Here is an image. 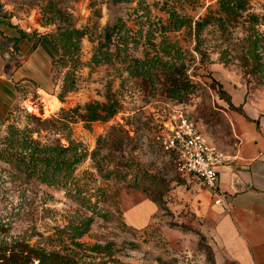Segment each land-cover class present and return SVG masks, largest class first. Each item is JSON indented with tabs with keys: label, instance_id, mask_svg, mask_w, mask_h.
Wrapping results in <instances>:
<instances>
[{
	"label": "rangeland",
	"instance_id": "374dc122",
	"mask_svg": "<svg viewBox=\"0 0 264 264\" xmlns=\"http://www.w3.org/2000/svg\"><path fill=\"white\" fill-rule=\"evenodd\" d=\"M218 2L0 0V17L17 22L33 16L36 28H47L58 40L69 28L84 32L79 42L74 41L77 51L52 66L48 95L60 107L46 115L48 96L24 85L10 123L0 130V148L9 127L37 129L32 116L60 118L62 110L104 103L109 95L121 106L109 122L86 123L78 118L70 125V138L87 156L68 188L16 180L0 160V240L33 232L50 234L90 219L91 229L77 248L83 264H221L214 238L217 218L209 216L216 204L213 200L205 207V186L181 174L175 155L163 144V134L182 118L193 121L205 135L212 131L215 137L227 138L220 111L228 105L225 86L244 87L253 103L264 106V74L254 73L253 61L247 65L242 60L250 36L264 43V0L251 1L231 38L226 39L216 21L197 37L196 22L217 15ZM172 11L188 18L192 26L172 31ZM251 14L259 19L256 30ZM67 135L42 132L41 139L61 138L68 144ZM99 145L102 172L92 157ZM134 185L141 189H133ZM124 191H142L157 200L158 210L145 228L143 223L150 221L145 218L133 222L134 227L125 222L120 205ZM124 202L134 206L129 217L149 216L137 196ZM98 244H110L113 256L94 250Z\"/></svg>",
	"mask_w": 264,
	"mask_h": 264
},
{
	"label": "crops",
	"instance_id": "0c3cea01",
	"mask_svg": "<svg viewBox=\"0 0 264 264\" xmlns=\"http://www.w3.org/2000/svg\"><path fill=\"white\" fill-rule=\"evenodd\" d=\"M32 17L17 22L15 18L0 17V130L10 123L24 85L33 86L40 96L52 89V66L59 51L48 29L36 28ZM224 91L228 105L220 111L228 137H215L212 131L206 135L223 158L217 172L226 200L209 209V216L217 218L214 226L217 257L221 264H264V106L253 103L244 87L225 86ZM131 195L138 197L140 205L149 212L148 217L128 216L134 206L124 200ZM203 204L205 207L214 204L207 189ZM120 205L128 225L144 218L150 220L143 223L144 227L140 225L143 228L158 210V205L142 191L122 192Z\"/></svg>",
	"mask_w": 264,
	"mask_h": 264
},
{
	"label": "trees",
	"instance_id": "16d2710c",
	"mask_svg": "<svg viewBox=\"0 0 264 264\" xmlns=\"http://www.w3.org/2000/svg\"><path fill=\"white\" fill-rule=\"evenodd\" d=\"M251 1L219 0L217 15L208 14L196 22L197 37L209 23L216 21L226 39L231 38L232 28L239 24L240 18L249 11ZM249 19L256 30V26L260 24L258 17L251 14ZM188 25L192 26L188 18L177 16L173 11L170 12L169 28L172 31H179ZM83 37L84 32L75 28L65 30L61 34L62 40L51 37L59 51L57 60L63 59L66 55L71 56L73 52L77 51L78 44H75L74 41L79 42ZM261 41L258 37L250 36L247 41V50L242 57L247 65L253 61V71L257 74H264V43L260 45ZM57 60L54 64L57 63ZM172 75L175 73L173 72ZM46 91L52 94L48 90ZM66 91L68 88H65ZM229 105L230 108L236 109L231 104ZM120 109L119 101L109 95L104 103L95 102L87 105L84 109L62 110L63 115L60 118L42 119L32 116L37 129L20 130L9 127L2 142L3 147L0 148V160L7 165L12 177L16 180L25 183L38 180L42 185L68 188L74 180L77 167L87 156L80 152V145L70 138V125L75 123L78 118L86 123H106L111 121L120 112ZM236 110L241 111V109ZM42 132H46L50 136L67 132L66 141L68 144H63L61 138L55 140L47 138L44 141L41 139ZM35 133L38 134V138L34 137ZM99 144L101 145V138ZM100 145L92 157L98 170L102 172L104 164L98 158L101 154L99 152ZM133 189L141 188L134 185ZM143 191L147 193L146 189ZM150 200L158 205L157 200L153 198ZM91 225L90 219H84L78 224L70 223L63 228L58 227L50 234L33 232L29 236L4 238L0 240V264H83L77 248L81 246L79 240L89 233ZM93 249L105 252L107 256H113L110 244L106 246L98 244Z\"/></svg>",
	"mask_w": 264,
	"mask_h": 264
},
{
	"label": "built area",
	"instance_id": "2783aa9c",
	"mask_svg": "<svg viewBox=\"0 0 264 264\" xmlns=\"http://www.w3.org/2000/svg\"><path fill=\"white\" fill-rule=\"evenodd\" d=\"M163 144L175 155L179 172L200 181L211 193L214 203L222 205L226 194L219 186L217 166L223 158L197 125L182 118L163 134Z\"/></svg>",
	"mask_w": 264,
	"mask_h": 264
},
{
	"label": "bare ground",
	"instance_id": "6f19581e",
	"mask_svg": "<svg viewBox=\"0 0 264 264\" xmlns=\"http://www.w3.org/2000/svg\"><path fill=\"white\" fill-rule=\"evenodd\" d=\"M46 95L48 96V99H49V101H48L49 105L46 109V115H50L60 107V102L56 98H54L48 94H46Z\"/></svg>",
	"mask_w": 264,
	"mask_h": 264
}]
</instances>
